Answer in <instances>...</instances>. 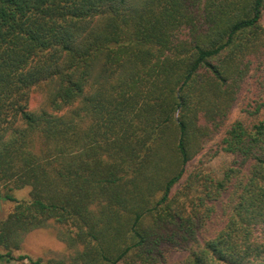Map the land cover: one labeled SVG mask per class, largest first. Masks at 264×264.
I'll use <instances>...</instances> for the list:
<instances>
[{
    "label": "trees",
    "instance_id": "obj_1",
    "mask_svg": "<svg viewBox=\"0 0 264 264\" xmlns=\"http://www.w3.org/2000/svg\"><path fill=\"white\" fill-rule=\"evenodd\" d=\"M263 16L0 0V264H264ZM49 226L70 255L23 253Z\"/></svg>",
    "mask_w": 264,
    "mask_h": 264
},
{
    "label": "rangeland",
    "instance_id": "obj_2",
    "mask_svg": "<svg viewBox=\"0 0 264 264\" xmlns=\"http://www.w3.org/2000/svg\"><path fill=\"white\" fill-rule=\"evenodd\" d=\"M262 23L264 25V16ZM36 105V101H33V106ZM242 115L238 109L232 114L229 123L234 122L237 118ZM210 156L204 158L206 165L221 173L223 167L230 161V158L225 155H220L214 159H209ZM194 162H198L197 159ZM29 188H24L14 192V196L18 200L29 199ZM11 208V204L0 198V221L6 216ZM23 253L29 254L34 258H66L70 255L69 248L58 238V230L54 226H49L44 229L35 230L25 236L23 243ZM182 254L177 253L172 257L174 262L181 260Z\"/></svg>",
    "mask_w": 264,
    "mask_h": 264
}]
</instances>
